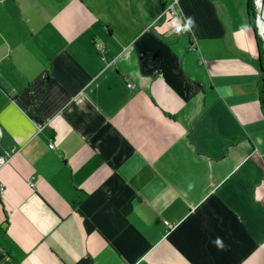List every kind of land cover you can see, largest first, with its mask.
<instances>
[{
    "label": "crops",
    "instance_id": "0c3cea01",
    "mask_svg": "<svg viewBox=\"0 0 264 264\" xmlns=\"http://www.w3.org/2000/svg\"><path fill=\"white\" fill-rule=\"evenodd\" d=\"M248 1L0 0V264H264Z\"/></svg>",
    "mask_w": 264,
    "mask_h": 264
},
{
    "label": "trees",
    "instance_id": "16d2710c",
    "mask_svg": "<svg viewBox=\"0 0 264 264\" xmlns=\"http://www.w3.org/2000/svg\"><path fill=\"white\" fill-rule=\"evenodd\" d=\"M249 16H250V23L252 24L257 40L258 46L260 50V57H261V64H260V86H259V96H260V105L262 111L264 113V37L259 33L258 30V11L256 8L255 0H249Z\"/></svg>",
    "mask_w": 264,
    "mask_h": 264
},
{
    "label": "built area",
    "instance_id": "2783aa9c",
    "mask_svg": "<svg viewBox=\"0 0 264 264\" xmlns=\"http://www.w3.org/2000/svg\"><path fill=\"white\" fill-rule=\"evenodd\" d=\"M176 3H177V0H175V2L172 4V6L168 9V11H171L173 14L176 13V11H175ZM185 30H186V24H185L184 20L181 19V22L176 26L175 31L176 32H184ZM128 86L132 87L133 85L129 84ZM50 147L53 148L54 145L51 144ZM6 163H8V160L6 158L0 156V167L4 166ZM1 187H2V185H1ZM167 225H168V223H167Z\"/></svg>",
    "mask_w": 264,
    "mask_h": 264
},
{
    "label": "water",
    "instance_id": "95a60500",
    "mask_svg": "<svg viewBox=\"0 0 264 264\" xmlns=\"http://www.w3.org/2000/svg\"><path fill=\"white\" fill-rule=\"evenodd\" d=\"M256 8L258 11V18L264 19V0H260V5L258 6V0H255Z\"/></svg>",
    "mask_w": 264,
    "mask_h": 264
},
{
    "label": "bare ground",
    "instance_id": "6f19581e",
    "mask_svg": "<svg viewBox=\"0 0 264 264\" xmlns=\"http://www.w3.org/2000/svg\"><path fill=\"white\" fill-rule=\"evenodd\" d=\"M259 5H260V0H258V6ZM258 24H259V26H261L259 32L263 33L264 30L262 29V27H264V19L263 18H258Z\"/></svg>",
    "mask_w": 264,
    "mask_h": 264
},
{
    "label": "rangeland",
    "instance_id": "374dc122",
    "mask_svg": "<svg viewBox=\"0 0 264 264\" xmlns=\"http://www.w3.org/2000/svg\"><path fill=\"white\" fill-rule=\"evenodd\" d=\"M260 27L259 24H258V30H260ZM262 29L264 30V27H262ZM260 33V32H259ZM263 37H264V32L263 33H260Z\"/></svg>",
    "mask_w": 264,
    "mask_h": 264
},
{
    "label": "clouds",
    "instance_id": "9594fccd",
    "mask_svg": "<svg viewBox=\"0 0 264 264\" xmlns=\"http://www.w3.org/2000/svg\"><path fill=\"white\" fill-rule=\"evenodd\" d=\"M215 242L218 243V244H220L221 243L220 238L217 237Z\"/></svg>",
    "mask_w": 264,
    "mask_h": 264
}]
</instances>
